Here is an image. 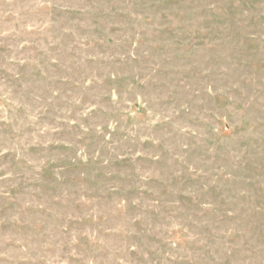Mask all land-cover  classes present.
Wrapping results in <instances>:
<instances>
[{
    "label": "rangeland",
    "instance_id": "rangeland-1",
    "mask_svg": "<svg viewBox=\"0 0 264 264\" xmlns=\"http://www.w3.org/2000/svg\"><path fill=\"white\" fill-rule=\"evenodd\" d=\"M0 264H264V0H0Z\"/></svg>",
    "mask_w": 264,
    "mask_h": 264
}]
</instances>
